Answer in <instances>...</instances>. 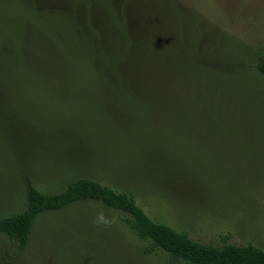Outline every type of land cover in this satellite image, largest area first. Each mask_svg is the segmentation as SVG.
Here are the masks:
<instances>
[{
  "label": "rangeland",
  "instance_id": "374dc122",
  "mask_svg": "<svg viewBox=\"0 0 264 264\" xmlns=\"http://www.w3.org/2000/svg\"><path fill=\"white\" fill-rule=\"evenodd\" d=\"M92 1L0 0V216L26 207V177L43 192L90 177L193 240L264 249V115L249 106L264 114V0ZM116 16L125 39L165 48L161 77L93 76L63 42L67 29L105 35ZM105 38L113 67L135 63ZM234 113L239 126L219 124ZM98 213L110 227L93 223ZM125 217L98 201L43 212L4 264H176Z\"/></svg>",
  "mask_w": 264,
  "mask_h": 264
},
{
  "label": "trees",
  "instance_id": "16d2710c",
  "mask_svg": "<svg viewBox=\"0 0 264 264\" xmlns=\"http://www.w3.org/2000/svg\"><path fill=\"white\" fill-rule=\"evenodd\" d=\"M103 1L107 3V0ZM72 5L75 4L72 3ZM33 11L43 18L36 9H33ZM115 18L114 20L112 19L115 29L112 28L113 22H111L109 28H112L113 31L110 29L105 35L107 37L110 33L114 34L116 42L122 41L123 50L133 49L135 63L130 67H126L125 70L113 67L116 65L113 58L115 55L109 53L113 48L106 41L104 32H99V30L93 28L91 33L86 34L83 32L82 35H77L74 31L67 29V31H60V34L63 36V42L71 44L73 46L72 49L87 58L85 63L89 65L87 68L92 71L93 76L99 77L102 73H107L106 75L109 79L113 78L111 80L125 81L138 79L156 80L161 77L159 60L165 48L163 49L161 44L158 48L156 42L151 44L150 40H140L135 35L126 37V40L123 22L119 19L120 17L116 16ZM58 26H60V22ZM54 36L57 38V35ZM100 43L101 45L105 44L104 49L101 48ZM62 45L64 44L62 43ZM153 45L156 46L154 47L156 50H152ZM78 59L80 60L79 57ZM256 67L264 78V54L262 52L259 53ZM236 70L240 69L235 68V72ZM248 86L251 90L247 92L253 93L254 87L252 85ZM202 93L201 91L203 96ZM214 97H217V95ZM216 99L218 98H214V100ZM252 103V105H249L255 111L250 112L252 118L260 119L259 117L264 114L257 112L256 106L258 104ZM202 107L208 108V106ZM213 113L217 118H223L221 111L215 109ZM233 116L234 118H231L230 121L225 118L224 121L217 122L224 126L230 123L235 128L239 126L240 117L235 113ZM25 180L26 207L20 212L0 216V264H4L8 259L21 256V253L28 245L35 221L41 213L64 209L82 201H98L109 208L125 213V221L130 225L131 229L142 239L150 240L151 250L162 249L171 256L176 264H264L263 248L253 243L237 245L224 242L222 245H217L211 242L205 243L193 240L187 232L179 231L166 223L157 222L151 218L138 203L134 193L118 191L99 180L90 177H77L68 182L67 186L58 192H43L31 178L26 177ZM229 236V234H226L223 237L227 240Z\"/></svg>",
  "mask_w": 264,
  "mask_h": 264
},
{
  "label": "clouds",
  "instance_id": "9594fccd",
  "mask_svg": "<svg viewBox=\"0 0 264 264\" xmlns=\"http://www.w3.org/2000/svg\"><path fill=\"white\" fill-rule=\"evenodd\" d=\"M93 223L96 224L98 227L100 226L110 227L111 226V223L105 217L104 213H98L97 216L94 218Z\"/></svg>",
  "mask_w": 264,
  "mask_h": 264
}]
</instances>
